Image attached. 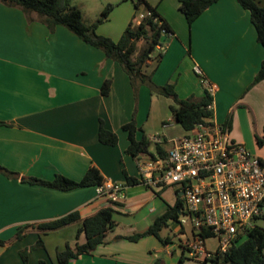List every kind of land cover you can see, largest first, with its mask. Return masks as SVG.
I'll return each instance as SVG.
<instances>
[{
    "label": "crops",
    "instance_id": "obj_1",
    "mask_svg": "<svg viewBox=\"0 0 264 264\" xmlns=\"http://www.w3.org/2000/svg\"><path fill=\"white\" fill-rule=\"evenodd\" d=\"M134 1L100 0L106 6L113 5L107 23L114 11L122 10L113 28H105L104 22L97 27V33L117 41L134 19ZM146 1L155 6L173 31L161 37L163 54L159 62L149 61L146 67L152 81L159 86L173 83L180 98L201 97L205 87L195 72L198 67L216 87L212 96L213 120L225 124L231 116L230 135L245 146L241 123L249 131H262L264 136V128L261 130L264 79L251 85L264 59V48L257 41L249 11L237 0H218L189 25L179 11L178 0ZM258 1L264 4V0ZM76 5L85 19V10ZM139 10L146 14L143 7ZM185 51L188 57H184ZM106 80L111 83L109 94L104 96L101 87ZM153 95L143 84L138 87L135 98L123 68L65 26L57 25L50 30L36 14H26L19 7L0 2V166L17 174L10 177L0 173V264H22L19 252L35 244L39 236L44 248L36 249L43 254L33 261L37 260L38 264L44 259L53 263L43 237L58 231L76 230L77 233L81 224L72 223L47 233L28 227L24 236L16 239L21 226L51 221L73 211L84 218L105 206H113L119 216L141 221L154 220L165 211L169 203L158 202L155 192L142 184L125 185L123 173L125 170L129 176L139 178L136 159L126 153L129 141L122 125L134 113L138 127L136 139L146 135L152 141L150 130L153 129L148 123ZM157 99L161 104L162 99H167L168 108L172 103L160 94ZM100 119L117 134L116 145L100 143ZM165 120L162 117V123L168 122ZM168 127L169 124L163 125L160 135L171 140L174 137H168ZM256 150L264 163V155L259 153L263 145L257 144ZM90 166L100 170L104 181L122 184L125 198L112 203L98 195L97 186L62 191L25 180H50L56 174L80 180ZM168 188L158 192L163 194ZM173 190L176 196L180 195L176 188ZM115 221L118 225V220ZM174 223L176 226L172 228ZM187 227L178 221L168 226L184 235L178 261L181 258V264H204L185 254L182 242L191 236ZM126 235L130 234L112 233L91 254L82 255L70 264H153L157 255H152L149 247L143 250L119 244L127 239L116 236ZM84 241V234L80 233L78 242ZM170 242L162 243L164 248L158 252ZM74 243L68 244L73 247ZM55 248L57 252L60 247ZM33 261L28 259L29 264Z\"/></svg>",
    "mask_w": 264,
    "mask_h": 264
},
{
    "label": "trees",
    "instance_id": "obj_2",
    "mask_svg": "<svg viewBox=\"0 0 264 264\" xmlns=\"http://www.w3.org/2000/svg\"><path fill=\"white\" fill-rule=\"evenodd\" d=\"M218 0H178L179 11L184 15L187 23L190 25L197 19L203 11L210 7ZM1 3L10 6L19 7L26 14L34 13L42 20L50 30L55 26L62 25L76 34L84 42L99 48L103 51L105 57L117 62L127 73L130 84L136 92L140 85H147L151 94H160L172 100L169 109L173 119L181 125L185 130H191L196 124L212 118L213 109L208 108L212 104V96L206 91L203 96H189L180 98L174 89L173 83L164 85H156L152 81L151 73L146 72L149 61L157 63L162 57L161 37L164 34L173 33L168 22L157 12L155 6L149 4L146 0H135V13L138 14L140 7L146 10L144 17L137 22L136 15L123 31L121 37L115 41L108 36L97 33V27L108 20L109 14L113 8L112 4H108L100 13L98 18L91 24H86L83 20L81 9L72 4V0H0ZM239 5L248 10L250 13V21L255 28L257 41L264 48V4L258 0H237ZM144 41L145 44L138 51V43ZM264 79V59L254 77L251 85L258 83ZM110 80H106L101 87V94L107 96L110 90ZM2 124V122H0ZM225 125L230 128L231 116L226 120ZM122 129L126 131L129 144L126 153L135 159H140L143 155L166 156L167 149L163 148V144L167 142H155V154L149 151L151 140L146 135H142L141 139H136L135 134L138 129L135 115L133 113L129 122L122 125ZM98 139L104 145L114 146L118 143V136L115 132L105 127L104 121L99 120ZM259 146L264 144V140L257 138ZM0 173L7 176H16L14 172L0 166ZM125 185L141 184L137 177L129 176L125 170ZM30 183L47 186L50 188L68 191L79 187L97 186L104 182V178L100 170L96 166H90L80 180H73L66 176L56 174L50 180L38 178H26ZM156 195L160 196V192L153 190ZM183 209L181 196L177 194L176 201L173 205L167 204L165 211L158 215L153 222L143 231L135 232L126 236H116L129 241L136 242L143 237L154 236L161 243H168L169 237H162L160 231L163 227H168L171 223L179 221L180 212ZM117 210L113 206H105L95 213L81 218L78 211H73L60 218L21 226L15 235L16 239H21L28 227L38 229L41 233L55 231L72 223H80L81 226L76 233V242L71 247L66 243L63 250L56 252V263H51L44 259H40L38 264H70L82 255L91 254L98 245L104 244L107 240L109 232L117 225L114 214ZM264 219V214L261 216ZM80 233L84 234L85 241L80 243L78 238ZM202 235L205 238L212 236L208 231H204ZM44 248L43 239L38 237L35 244L30 249ZM22 264H28V248L19 252ZM210 261L213 264H264V226L254 225L247 228L244 233L239 234L233 241L229 250L223 254L215 252ZM180 258L177 264H181ZM204 262V261H203ZM205 263V262H204ZM153 264H159L154 262Z\"/></svg>",
    "mask_w": 264,
    "mask_h": 264
},
{
    "label": "built area",
    "instance_id": "obj_3",
    "mask_svg": "<svg viewBox=\"0 0 264 264\" xmlns=\"http://www.w3.org/2000/svg\"><path fill=\"white\" fill-rule=\"evenodd\" d=\"M145 14L138 13L137 22ZM157 48L161 49L158 45ZM205 91L213 96L216 87L195 67ZM212 109V104L208 105ZM164 126L168 122L163 123ZM154 142H162L158 135ZM166 156L136 159L139 180L153 190L178 185L183 209L178 223L188 226L191 236L182 242L188 256L213 264L215 252L229 250L236 237L253 227L250 220L264 214V163L244 145L236 143L225 124L208 118L183 135L170 140ZM124 186L104 181L97 185L99 196L112 203L125 198ZM217 239L216 249L206 246L202 233Z\"/></svg>",
    "mask_w": 264,
    "mask_h": 264
},
{
    "label": "rangeland",
    "instance_id": "obj_4",
    "mask_svg": "<svg viewBox=\"0 0 264 264\" xmlns=\"http://www.w3.org/2000/svg\"><path fill=\"white\" fill-rule=\"evenodd\" d=\"M113 1H116V0H113ZM72 4H75V5L79 4V5H81L82 9L85 10V19L87 20V22L85 21V19H83V20L86 24L93 23L98 18L101 11L106 7V5L102 4L100 2V0H72ZM120 10H122V9H118L117 11H114V13H112V15L110 16L109 22L108 23L106 22V25H104L105 28L107 27L110 29V28H113L115 26ZM140 10H138V12ZM135 12L136 11L133 10L132 13H133V15L134 14L136 15V18H138V16H137L138 14H136ZM164 35H162V36H164ZM144 44H145L144 41H140L138 43V51L141 50V48L144 46ZM186 53H187V51H185L184 57H186V56L188 57V55H186ZM193 75H194V73H193ZM194 76H196V75H194ZM157 96H158V94L157 95L154 94L152 97L153 103L151 106V108H152L151 109V118H150V122L148 123V126L153 129V130H150V131H152L151 133L153 135H157V133H158V135L162 138V136L160 135L162 133V127H163L162 117H166L167 120H165V121H168V124H169V127L166 129L168 137H174L175 138V137H178L180 135H183L185 133V130L181 127V125H179L173 119L171 112H170V109L168 108V106L166 104L167 99L166 100L162 99L164 101H161V102H163L161 104L157 101L158 100ZM244 124L245 123H241L239 127L241 128L243 135L246 136L247 146H245L243 143L235 140L234 138H232V139L234 141H236V143L244 145L246 147V149L252 155L259 157V156H257L256 148H257L258 143L256 144V142H257V138L264 140V136L262 135V131L259 133H257L255 129H251V131H249L246 129ZM251 125H252V123H251ZM263 128H264V122H263V125L261 127V130H263ZM155 131H157V133H155ZM162 139H164V138H162ZM155 146H156V144L152 140L151 144L149 146V151L154 153V154L156 152ZM170 147H171V142H170V140H167V142L163 144V148L168 150ZM259 153L264 155V144H263V150L259 151ZM143 156L148 157L149 155H143ZM114 184H120V183H114ZM169 187L170 188H168L163 194L160 193V196H158V195L155 196V199L158 202L164 203V205L166 203L173 204L177 198L176 193L174 192L173 188L177 189L178 185L174 184V185H171ZM148 208H149V205H147L146 209H148ZM117 214H118V212L114 214V218L116 220H118V225L115 227L114 230H112L110 232V234L108 236L112 235V233H114V232H116V233H128V234H133L135 232H141L153 222V218H149L147 220L141 221V220H138L137 218H134V217L119 216ZM250 224L253 226L254 225L264 226V219L262 217L255 218L253 220H250ZM174 226H176V223H174L172 225V228ZM178 228L180 229V226ZM187 231L189 234L190 233L189 227H187ZM75 233H76V230H74V232H72V233H70L69 231H58L56 233H52V234L48 235L47 237L42 236L44 238V242L47 245L49 256L51 257V260L53 263H56V250H55L56 248L55 247L59 246L60 248H58L57 251H60V250L64 249L65 243L73 244L75 241V235H76ZM160 235L162 237H169L170 241H171L170 244L167 246V248H165L161 252H158V251L160 249L164 248V245L154 236L143 237L136 242L129 241V240H127V241L122 240L119 244L134 246V247H137L138 249L140 248L143 250L146 249V247L147 248L149 247L151 249L152 255H155V254L157 255L154 262L160 263V261H163L165 264H173V263L177 264L178 257L182 253L181 248H180V244H181L180 241L184 238V235L182 233L176 232V231H174L168 227H163L160 231ZM189 236H190V234H189ZM216 241H217V239H215L213 236L208 237L206 240L207 248L210 249L211 251H214L216 249ZM32 246H30V247H32ZM30 247H27L28 248V255H27L28 259L30 258V260H31V258H32V261H33V259H35V258H37L43 254V252L40 249H30ZM185 254L188 256V252H185ZM33 264H37V260H36V262L33 261ZM204 264H209V262H205Z\"/></svg>",
    "mask_w": 264,
    "mask_h": 264
}]
</instances>
